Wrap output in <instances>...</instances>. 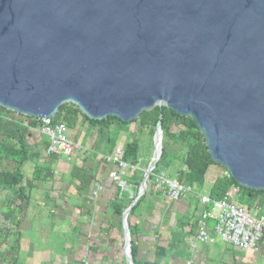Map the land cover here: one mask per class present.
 <instances>
[{"label": "water", "instance_id": "95a60500", "mask_svg": "<svg viewBox=\"0 0 264 264\" xmlns=\"http://www.w3.org/2000/svg\"><path fill=\"white\" fill-rule=\"evenodd\" d=\"M66 106L124 124L166 108L239 187L264 193V0H0V108L44 120ZM162 142L159 123L121 221L129 264L128 218Z\"/></svg>", "mask_w": 264, "mask_h": 264}, {"label": "crops", "instance_id": "0c3cea01", "mask_svg": "<svg viewBox=\"0 0 264 264\" xmlns=\"http://www.w3.org/2000/svg\"><path fill=\"white\" fill-rule=\"evenodd\" d=\"M75 118L76 125L68 129V135L82 150L70 162L48 157L46 138L40 128L34 130L41 134L45 146L43 150L37 145L29 149L39 154V162L44 160L39 170L44 181L34 183L36 187L27 193L19 216L3 218L8 225L13 224L12 234L3 240L13 260L3 264H129L122 229L118 228L122 219L118 221L113 204L121 205L120 201L131 199L134 192H121L115 200L118 188L109 178L113 167L105 161L117 148H124L125 134H118L124 128L114 124L99 134L97 127L84 123L78 115ZM112 128L117 133L107 134ZM35 171L30 176L23 169L26 182L33 180ZM214 171L212 166L197 197L170 202L154 189L146 194L132 219L139 264H264V242L258 252L239 251L215 237L214 222L208 223L213 241H198L205 210L199 199L210 197L215 181L222 178ZM99 186L103 192L95 197Z\"/></svg>", "mask_w": 264, "mask_h": 264}, {"label": "trees", "instance_id": "16d2710c", "mask_svg": "<svg viewBox=\"0 0 264 264\" xmlns=\"http://www.w3.org/2000/svg\"><path fill=\"white\" fill-rule=\"evenodd\" d=\"M3 115L14 116L16 114L7 112L0 108V151L4 155L3 159L10 160L15 166L13 169H3L0 165V189H8V191L11 192V194L14 195L19 202L24 203L27 199V193L31 192L36 187L34 183L44 181L42 177L43 174L39 170L34 172L33 180L31 182L25 181L23 172V168L28 162H32L39 158V154L30 150L29 146H27L26 138H32L34 135H36L34 130L40 128V122L35 119L18 116L19 119L23 121L22 126L24 127H21L20 125L22 123H19L18 126L12 124L14 129H10L9 126L13 122H8L5 117H2ZM77 115L82 118L84 123L97 127L99 134H103L114 124L124 128L125 130L131 125L139 123L140 130L142 132L147 130L149 134L153 135L155 134L156 128L160 123L163 132V138L165 137L174 141H179L185 145L186 153L182 160V168H184V170L178 171L176 178L183 185L193 188L196 193H199L204 188L209 169L212 166H217L212 162L204 139L196 125L190 119L181 118L166 108H155L149 113H144L138 121L130 124H124L120 120L111 117L102 122L90 121L86 117L82 116V114L75 108L66 106L55 118H53V121L54 123L62 122L68 127V129H74L76 125L75 116ZM19 126L22 131L18 130ZM174 128L177 129V132H173ZM5 134H21L17 145H13L11 143L13 138ZM175 161V158L169 156L164 149L162 150L160 165L162 164L164 166L172 167L175 165ZM124 162L131 167H139V152L136 142L125 144ZM132 173L133 174L130 179L126 178V182L128 185L133 186L134 190L132 191L134 194H137V189L143 179L138 169ZM48 175L50 174L48 173ZM232 189L238 190L235 203L245 207L249 212L253 211L255 207H264L263 192H254L241 188L231 177H223L215 181L210 192V199L214 202L220 201L224 199ZM120 193L121 190L118 189L115 200L118 199V195ZM141 201L142 199L133 208L129 218L135 214V211L140 206ZM113 210L115 215L120 217L122 216L125 209L119 204H113ZM129 222L130 221L128 219L131 237V257L133 264H139L137 235L134 230L131 229ZM118 228L121 229L120 225ZM11 234V225L6 228H0V237L4 241H6ZM121 247L123 249V241Z\"/></svg>", "mask_w": 264, "mask_h": 264}, {"label": "built area", "instance_id": "2783aa9c", "mask_svg": "<svg viewBox=\"0 0 264 264\" xmlns=\"http://www.w3.org/2000/svg\"><path fill=\"white\" fill-rule=\"evenodd\" d=\"M38 122H40V132L47 140L46 155L48 157L70 162L77 153L81 152V146L69 138V130L64 123H54L53 118L38 120ZM105 161L113 167L109 174L110 180L121 192H125L128 189L126 182L128 173L137 168L124 162L123 147L117 148L112 156L105 158ZM156 169L152 171L149 180L151 178L150 182L154 191L163 199L179 202L197 197L193 188L167 177L164 172ZM227 177L230 178V175L227 174ZM237 191L232 189L224 199L217 202L212 201L210 197H200V205L205 210L201 216L198 241L201 244L213 241L208 223L214 222L215 237L222 243L245 253L258 252L264 242V207H255L249 212L245 207L235 203ZM102 192L103 187L99 186L93 195L97 197Z\"/></svg>", "mask_w": 264, "mask_h": 264}, {"label": "rangeland", "instance_id": "374dc122", "mask_svg": "<svg viewBox=\"0 0 264 264\" xmlns=\"http://www.w3.org/2000/svg\"><path fill=\"white\" fill-rule=\"evenodd\" d=\"M2 117H5V119L10 118L12 121H8V122H13L10 124L9 128L10 129H14V126H18L19 123H22L23 121L21 119H19V117L17 115H3ZM16 123V124H15ZM13 124V125H12ZM23 123L20 125L21 127ZM18 128V130L22 129ZM128 130V131H126ZM111 131V132H110ZM109 132H107V134H116L112 131H114V129L112 128ZM125 131V132H124ZM124 131L119 130L118 134H125V144L126 143H130V142H136L137 146H138V152H139V167L138 170L140 171V175L142 177V179L144 178L146 172L152 167V161L154 160V136L155 134L151 135L148 133L147 130L145 131H141L140 130V125L139 123H135L132 126L126 128ZM173 132H177V129L174 128ZM91 134H96V133H91ZM106 134V133H105ZM8 135L9 137L13 138V140L11 141V143L13 145H17L19 138L21 136V134H5ZM4 136V134H3ZM123 143V142H122ZM26 144L27 146H30L29 148H33L34 145H37L36 147H38V150H43L44 146H45V142L43 141V139H41V134H36L34 135V137L26 138ZM162 150L164 149L165 152L176 159L175 161V165H173L172 167H168V166H164V165H160V161L157 163V171H162L166 174L167 177L172 178V179H176L177 176V172L178 171H182L184 170V168H182V160L183 157L186 153V147L184 144H182L179 141H174L168 138H163V142H162ZM1 150V149H0ZM3 153L0 151V165L2 166L3 169H13L14 168V163L11 162L10 160H4L3 159ZM39 158L36 161V163L33 162H28L26 164V166L23 168L26 175H32V171L36 170H40L43 169L44 166V160L42 162H39ZM36 164V165H35ZM36 166V167H35ZM214 172H217L219 176L223 177H227V172L222 169L221 167L218 166H213ZM213 170V169H211ZM133 172V171H132ZM132 172L128 173L127 178L130 179L132 176ZM213 171L212 173L209 174L208 180L210 181L213 177ZM142 183V182H141ZM130 185H128V189L134 190V188H129ZM146 190L144 192V194L142 195L141 199H144L146 194H148V192L150 190L153 189V186L151 184V182L148 180L147 181V186H146ZM139 189V187H138ZM137 189V191H138ZM237 194V193H236ZM136 196V194H133ZM236 195L234 198V201L236 199ZM139 200V201H140ZM138 201V202H139ZM137 202V203H138ZM132 201L131 199H129L128 197H125L124 201H120L121 206H123V208L125 209L124 212L130 207ZM137 205V204H136ZM264 205V204H263ZM23 205L21 202H19L14 195L11 194V192L8 191V189H0V228H6L9 227L10 225H8L9 223L4 222L6 218V220H11L12 217H17V215L19 216L20 213L23 211ZM137 211V210H136ZM135 211V212H136ZM123 212V214H124ZM122 216H120L118 218V221H121ZM134 216V215H133ZM133 216L128 218L129 219V223H130V227L133 230ZM12 227V224H11ZM5 243L3 242V239L0 237V264H3V261H7V259H11L13 260V253L10 250L9 245H4ZM6 246V247H5ZM6 248V249H5Z\"/></svg>", "mask_w": 264, "mask_h": 264}, {"label": "bare ground", "instance_id": "6f19581e", "mask_svg": "<svg viewBox=\"0 0 264 264\" xmlns=\"http://www.w3.org/2000/svg\"><path fill=\"white\" fill-rule=\"evenodd\" d=\"M155 161H156V159H155ZM155 163H156V162H155ZM145 190H146V188L142 189V193H141V195L144 194Z\"/></svg>", "mask_w": 264, "mask_h": 264}]
</instances>
